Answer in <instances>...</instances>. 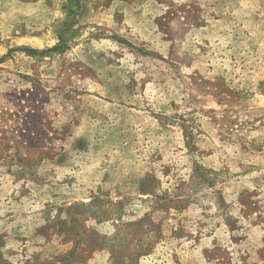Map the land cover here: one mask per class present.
Masks as SVG:
<instances>
[{
  "label": "rangeland",
  "instance_id": "1",
  "mask_svg": "<svg viewBox=\"0 0 264 264\" xmlns=\"http://www.w3.org/2000/svg\"><path fill=\"white\" fill-rule=\"evenodd\" d=\"M0 264H264V0H0Z\"/></svg>",
  "mask_w": 264,
  "mask_h": 264
}]
</instances>
